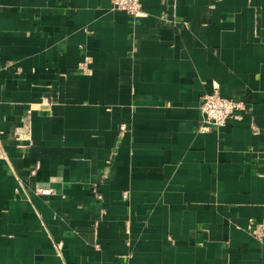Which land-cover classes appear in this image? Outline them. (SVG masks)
<instances>
[{
  "label": "crops",
  "instance_id": "crops-1",
  "mask_svg": "<svg viewBox=\"0 0 264 264\" xmlns=\"http://www.w3.org/2000/svg\"><path fill=\"white\" fill-rule=\"evenodd\" d=\"M141 5L0 0V264H264V0Z\"/></svg>",
  "mask_w": 264,
  "mask_h": 264
},
{
  "label": "built area",
  "instance_id": "built-area-1",
  "mask_svg": "<svg viewBox=\"0 0 264 264\" xmlns=\"http://www.w3.org/2000/svg\"><path fill=\"white\" fill-rule=\"evenodd\" d=\"M110 2L113 8L123 10L135 19L143 15L141 0H110ZM88 61V57H86L80 64L82 69H87ZM199 110L200 119L197 131L205 133L221 128L228 119H242L243 114L249 112L250 108L242 99L222 97L215 87L212 92L202 96ZM35 172L33 167L31 174H35ZM47 192L48 190H41V193ZM95 195L97 198L101 197L100 193L96 191ZM122 197L126 199L127 192H123ZM247 230L256 239L261 240L264 238V219L258 222L249 221Z\"/></svg>",
  "mask_w": 264,
  "mask_h": 264
}]
</instances>
